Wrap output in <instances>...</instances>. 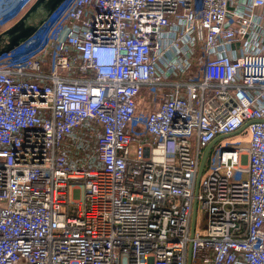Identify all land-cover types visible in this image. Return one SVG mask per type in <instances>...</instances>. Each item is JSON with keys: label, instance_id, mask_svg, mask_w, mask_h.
Returning <instances> with one entry per match:
<instances>
[{"label": "built area", "instance_id": "built-area-1", "mask_svg": "<svg viewBox=\"0 0 264 264\" xmlns=\"http://www.w3.org/2000/svg\"><path fill=\"white\" fill-rule=\"evenodd\" d=\"M64 2L0 58V264H264V0Z\"/></svg>", "mask_w": 264, "mask_h": 264}, {"label": "water", "instance_id": "water-1", "mask_svg": "<svg viewBox=\"0 0 264 264\" xmlns=\"http://www.w3.org/2000/svg\"><path fill=\"white\" fill-rule=\"evenodd\" d=\"M23 0H0V20L12 13ZM65 0H35L29 9L11 27L0 33V58L16 51L28 42L50 19ZM211 147L202 158L200 175L203 172Z\"/></svg>", "mask_w": 264, "mask_h": 264}, {"label": "rangeland", "instance_id": "rangeland-1", "mask_svg": "<svg viewBox=\"0 0 264 264\" xmlns=\"http://www.w3.org/2000/svg\"><path fill=\"white\" fill-rule=\"evenodd\" d=\"M35 2V0H24L23 2H21L15 9L14 11L9 14L7 17H5L4 19L1 20V23H0V33L5 31L7 28L11 27L13 24H15L19 18L29 9V7ZM248 135L247 133H243L241 135H234V136H231V137H226L224 138V144H229V143H232V142H239L238 140H246L248 139ZM202 217V214L201 212H199L198 214V218L200 221ZM207 219L205 218L204 222L201 223L202 227H205L206 224H207ZM199 225V224H198ZM198 228H201L198 226Z\"/></svg>", "mask_w": 264, "mask_h": 264}, {"label": "crops", "instance_id": "crops-1", "mask_svg": "<svg viewBox=\"0 0 264 264\" xmlns=\"http://www.w3.org/2000/svg\"><path fill=\"white\" fill-rule=\"evenodd\" d=\"M23 1H24V0H23ZM23 1H22V2H23ZM0 23H1V20H0Z\"/></svg>", "mask_w": 264, "mask_h": 264}]
</instances>
